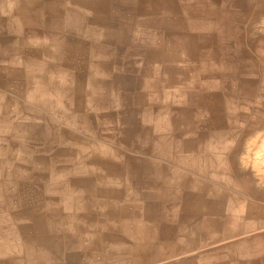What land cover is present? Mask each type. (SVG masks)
Returning <instances> with one entry per match:
<instances>
[{
	"label": "rangeland",
	"instance_id": "obj_1",
	"mask_svg": "<svg viewBox=\"0 0 264 264\" xmlns=\"http://www.w3.org/2000/svg\"><path fill=\"white\" fill-rule=\"evenodd\" d=\"M20 1L0 5V45L43 39L18 53L38 60L53 103L34 107L12 87L21 77L0 76L18 117L0 106L13 127L0 130L11 169L0 174V231L19 225L3 215H22L18 243L46 250L32 259L15 239L0 264H80L89 250L130 264V253L109 254L130 242L121 235L80 249L106 215L147 222L143 264H264V151L251 156L264 138V0H35L23 24ZM71 215L80 230L60 225Z\"/></svg>",
	"mask_w": 264,
	"mask_h": 264
},
{
	"label": "crops",
	"instance_id": "obj_2",
	"mask_svg": "<svg viewBox=\"0 0 264 264\" xmlns=\"http://www.w3.org/2000/svg\"><path fill=\"white\" fill-rule=\"evenodd\" d=\"M19 0H16V2L8 0L4 2L3 4H0L3 8H12L13 6H17V3ZM35 0H24L20 1V3L24 2V4L21 5L19 9V14H18V22L23 24V23H30L35 21L26 11V7L28 5L32 4ZM11 28V27H10ZM38 39V40H37ZM37 39L34 37H29L25 38L23 40H20L19 42L15 43V46H6L5 44L0 45V58L2 59V62L0 64V76L1 80L3 78V75H8L12 77H21V81H24L25 83L22 84H13V88L15 91L23 92L25 93V96L29 99L28 101L30 102L31 105L34 107H39V106H47L52 104L53 102H50V99H47L46 97L49 96L48 94H43L41 92L42 84L44 80H46L44 77L40 76V72H35V69L37 66H39L38 60L35 62H30L28 63V59L31 58H26L21 55H19L18 51L24 46V45H31L32 43H37L39 41V44L44 42L43 39H40L37 37ZM51 43V41H47ZM48 44V43H45ZM61 47H64V44H61ZM45 63L46 60H50L49 58H53L51 54H46ZM59 58V57H58ZM26 64H22V62ZM27 61V62H25ZM42 62V60H40ZM44 61L42 62V64ZM61 75V78L63 76H66L69 74V70H66L64 72L56 71ZM45 86V85H44ZM24 88V89H23ZM66 89H59L57 91L56 96L61 98L62 95H64ZM13 95H7L0 90V106L3 107L5 110H7L8 115H10L13 118L18 117L14 114V112L10 111L8 108L9 107H14L17 109V103L14 100ZM57 103H61L60 99H57ZM3 123L0 125V130H12V121L9 120L6 115L0 117V123ZM15 127H16V122H15ZM15 130V129H14ZM261 137V136H260ZM259 137V138H260ZM257 138L256 140H258ZM11 169L6 171L5 166L0 165V174H5L7 175L8 172H10ZM7 216V217H6ZM110 221L106 225V227L99 231V230H91L89 233H91L92 237L87 238L86 240L82 241L80 244L82 245L80 249L82 250H88L89 248H93L95 241L97 240L98 237L102 236L103 232H106L108 234H117L123 236L125 239L130 240V242L125 241V240H120L121 244L120 247L118 248H113L114 245L111 246V249L109 251V254H114L118 252H124V253H130L134 258L135 261H132L130 264H143L146 259L149 257L145 253V248L150 249V251L154 248L153 244H151L150 237L152 236L151 229L147 222H143V220H136L134 218L133 221H129L128 216L126 217H120L117 218L118 215H106ZM72 217H80L78 215H71L67 216L64 218V223L61 222V226L63 229L67 227H74L79 229L78 227L73 226L70 224V219ZM82 217H87V215H82ZM9 219H13L14 221H18L17 228L12 229L10 231H0V254L3 253V249H11V248H16V245L14 243V240H17V249L16 250H22L25 249L28 256H30L32 259H38L39 256H42V253H45L46 248L44 246H41L40 249L35 250L34 249V243L29 241V240H23L22 243H18V235L21 234L25 230V225H29L26 223L25 225L19 223V220H22V215H3L2 220L3 224H6V221ZM33 225V224H31ZM34 226L38 227L37 229L46 231L49 230L51 225L48 223H41L40 224H34ZM80 230V229H79ZM40 244V243H39ZM46 244V243H45ZM125 245V246H124ZM97 249V247H94ZM12 252V251H11ZM92 250H89L87 254L89 255L88 257L85 256L84 261H82L80 264H104L102 259L95 258L91 255ZM139 252V253H138ZM137 253V254H136ZM136 254V255H135ZM143 254V256H141ZM4 255V254H2ZM27 256V255H26ZM41 260L45 259L44 257H40Z\"/></svg>",
	"mask_w": 264,
	"mask_h": 264
},
{
	"label": "bare ground",
	"instance_id": "obj_3",
	"mask_svg": "<svg viewBox=\"0 0 264 264\" xmlns=\"http://www.w3.org/2000/svg\"><path fill=\"white\" fill-rule=\"evenodd\" d=\"M260 151H264V138L260 139L257 144L255 149H253V153L251 154V156L253 157L252 159H255L256 156L261 155ZM260 162H261V166L264 168V156L262 155V157L259 156ZM254 162V161H253ZM263 173H264V169H263Z\"/></svg>",
	"mask_w": 264,
	"mask_h": 264
}]
</instances>
